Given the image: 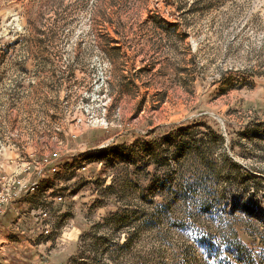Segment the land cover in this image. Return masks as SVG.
<instances>
[{
  "label": "rangeland",
  "instance_id": "374dc122",
  "mask_svg": "<svg viewBox=\"0 0 264 264\" xmlns=\"http://www.w3.org/2000/svg\"><path fill=\"white\" fill-rule=\"evenodd\" d=\"M201 115L222 135L149 136ZM253 118L264 0H0V192L42 245L16 264H264Z\"/></svg>",
  "mask_w": 264,
  "mask_h": 264
},
{
  "label": "trees",
  "instance_id": "16d2710c",
  "mask_svg": "<svg viewBox=\"0 0 264 264\" xmlns=\"http://www.w3.org/2000/svg\"><path fill=\"white\" fill-rule=\"evenodd\" d=\"M246 85H248V84H244L243 82H239L238 87H239V89H242ZM257 122H258L257 118H253V120L251 121V123L253 125H260L259 128H264V122H262L260 124H257ZM218 127H219V125L217 124V122L213 118H211L209 115H201L197 118H194L192 120H189V121H186V122H183L180 124H171L168 126H166V125L160 126L156 129H154L153 131H151L149 136L151 137L153 142H157L161 138L174 137V134L178 135L180 133L189 132L192 128L210 129V130H213L216 133V135L221 136L222 131ZM226 129H227V133H228L229 137H231V138H229L230 139V143H229L230 149L232 150V152L234 154L239 155V152H238V149L240 146L239 134L236 133L234 130H232L231 125H228ZM230 129L232 131H230ZM88 139H89L88 141H90V143H91V141H93L92 135ZM108 139L109 138L104 137V138L98 140L97 144H101V143L107 141ZM84 140H87V138L86 139L84 138ZM255 208H256L255 204H252L250 202L244 207V210L248 211V209H251L254 212H256ZM85 231L86 230H84L83 232H85ZM259 237H260V240L258 243V241L256 240V238L254 237L253 234H249L248 232L241 231V233L239 235V238H240L241 242L243 243L246 250L253 251L254 249H256L257 252L259 251L260 253H262V252H264V234H260ZM77 248H78V251L75 254V256H71L70 258H68L66 264H70L72 259L77 256V254L79 252L80 244H78ZM27 254H28L27 252L8 250L6 252L3 260L6 261V264H13V263L16 264V263L22 262L21 259L24 256H26Z\"/></svg>",
  "mask_w": 264,
  "mask_h": 264
},
{
  "label": "crops",
  "instance_id": "0c3cea01",
  "mask_svg": "<svg viewBox=\"0 0 264 264\" xmlns=\"http://www.w3.org/2000/svg\"><path fill=\"white\" fill-rule=\"evenodd\" d=\"M30 178V175L29 177L27 176L28 180H30ZM15 205L17 206L16 202ZM16 206H14L12 202L10 207L7 209V212L4 215L0 216V256H2L3 258L8 250L25 252L24 249H26L27 247H42V245H38L37 243H35L34 247L33 245L29 246L28 242L34 241L31 234H34L35 231L34 228L30 229L25 225L26 220H22L24 217L17 218V211L20 209ZM11 215H13V218H11ZM39 230L40 228L37 229V232H39ZM71 234L74 235V238L72 239L76 240V238L81 235V232L78 229H73L71 231ZM48 243L49 242L47 241L46 245H48ZM24 245L26 246V248H24ZM3 262L4 264H6V261L3 260Z\"/></svg>",
  "mask_w": 264,
  "mask_h": 264
},
{
  "label": "built area",
  "instance_id": "2783aa9c",
  "mask_svg": "<svg viewBox=\"0 0 264 264\" xmlns=\"http://www.w3.org/2000/svg\"><path fill=\"white\" fill-rule=\"evenodd\" d=\"M45 162L47 163L46 166H49L48 161L46 160ZM4 191L0 192V216L4 215L7 212V209L11 205V203H9L8 198H6V195L4 194ZM9 198L12 199L13 198V194H12V197L10 196ZM48 215L49 214L47 212H45V213H43L42 217L48 218ZM49 233H50V229L46 228V230H44V234H49Z\"/></svg>",
  "mask_w": 264,
  "mask_h": 264
}]
</instances>
